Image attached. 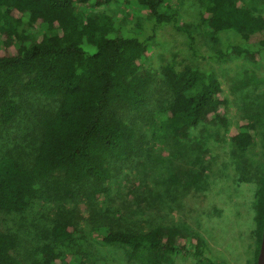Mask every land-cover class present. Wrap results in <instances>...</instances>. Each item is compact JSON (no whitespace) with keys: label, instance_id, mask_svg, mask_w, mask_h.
I'll return each instance as SVG.
<instances>
[{"label":"trees","instance_id":"1","mask_svg":"<svg viewBox=\"0 0 264 264\" xmlns=\"http://www.w3.org/2000/svg\"><path fill=\"white\" fill-rule=\"evenodd\" d=\"M178 1L0 0V128L15 120L30 95L57 102L33 125L37 134L27 165L15 150L0 157V211L22 212L37 199L59 203L43 235L50 242L35 250L41 259L27 262L13 254L18 235L0 230V264L68 262L57 244L71 241L87 225L97 232L100 224L92 207L107 192L114 164L139 150L144 128L154 141L186 143L194 128L228 125V100L214 72L189 64L178 69L169 61L160 68L158 87L157 72L144 65L149 37L119 27L116 12L127 4L139 5L151 16L152 29L171 25L193 56L201 55L196 50L199 28L214 42L220 32L232 31L242 40L217 48L209 57L242 56L258 63L264 61V0H201L198 24L180 19ZM259 32L262 37L250 44V36ZM253 117L263 125L264 145L263 104L229 132L241 156L256 143ZM202 174L187 171L189 179L172 174V184L194 185ZM46 190L53 195L41 198ZM254 210L256 264L264 223V170L257 179ZM100 237L138 264H173L176 255L191 256L194 264H222L208 256L198 233L178 226H109Z\"/></svg>","mask_w":264,"mask_h":264},{"label":"rangeland","instance_id":"2","mask_svg":"<svg viewBox=\"0 0 264 264\" xmlns=\"http://www.w3.org/2000/svg\"><path fill=\"white\" fill-rule=\"evenodd\" d=\"M176 9L182 21L199 23L201 0H179ZM116 24L139 38L149 37L144 65L157 72L158 87L160 68L169 61L178 69L189 64L213 71L228 100V125L194 128L186 143L171 138L154 141L152 132L144 128L139 150L131 159L114 164L107 192L92 207L100 224L97 232L87 225L71 241L57 244V251L68 260L64 264H138L128 261L122 248L103 243L100 234H105L109 226L143 230L150 225L178 226L198 233L208 256L222 264H254V202L257 179L264 170L263 125L260 118L253 117L256 143L243 156L231 143L229 132L242 119L257 114L264 104V61L253 63L242 56L225 60L209 57L217 48L242 38L232 31H222L214 42L203 27L199 28L196 43L201 55L193 56L180 32L169 24L152 29L151 16L133 3L116 12ZM261 37V32L255 33L248 42L255 44ZM246 81V86L239 87ZM160 95L155 93L156 97ZM28 97L15 120L0 128V157L15 150L26 165L35 147L37 130L33 131V125L41 112L57 105L51 98ZM200 170L203 174L196 184H172V174L189 179L190 174ZM187 171L189 175L184 176ZM50 195L52 191L46 190L41 198ZM55 204L37 199L22 212L0 211V230L15 232L19 238V248L13 254L19 253L27 262L41 259L35 250L50 242L43 235L53 216L52 209H58ZM173 264H194V259L176 255Z\"/></svg>","mask_w":264,"mask_h":264},{"label":"water","instance_id":"3","mask_svg":"<svg viewBox=\"0 0 264 264\" xmlns=\"http://www.w3.org/2000/svg\"><path fill=\"white\" fill-rule=\"evenodd\" d=\"M256 264H264V223L262 228L261 243L257 255Z\"/></svg>","mask_w":264,"mask_h":264}]
</instances>
